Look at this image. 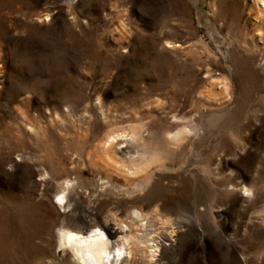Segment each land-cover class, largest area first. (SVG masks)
<instances>
[{
    "label": "rangeland",
    "instance_id": "374dc122",
    "mask_svg": "<svg viewBox=\"0 0 264 264\" xmlns=\"http://www.w3.org/2000/svg\"><path fill=\"white\" fill-rule=\"evenodd\" d=\"M119 221L156 264H264L256 0H0V264H77L59 230Z\"/></svg>",
    "mask_w": 264,
    "mask_h": 264
},
{
    "label": "bare ground",
    "instance_id": "6f19581e",
    "mask_svg": "<svg viewBox=\"0 0 264 264\" xmlns=\"http://www.w3.org/2000/svg\"><path fill=\"white\" fill-rule=\"evenodd\" d=\"M256 2L260 10H264V0H256ZM222 84L219 79H214L210 85L217 87ZM222 86L225 87L224 84ZM224 90H227L226 87ZM215 95L217 94L214 92V88L206 91V97L213 98ZM135 134L137 136L139 132H135ZM120 137L122 136L117 134L110 135L108 142L98 146L101 149L99 161L110 162L114 156L116 157V146L120 145ZM136 159H132V161L135 162ZM136 165L133 167L137 168ZM65 191L66 189H63L56 193V197L61 198L59 201L57 200L56 205L64 209L66 213L70 206V200ZM72 199V206H79L80 202L74 194H72ZM89 213L93 214L91 211ZM134 215L136 219L141 218L143 221L148 219V214L143 213V210L135 212ZM66 216L68 215L66 214ZM78 217L80 218V216ZM139 222L126 225V222L119 221L117 222L118 227L108 223H101V226L94 223V225H85L81 230H72L63 226L64 228L59 230V244L65 248L66 256H71L77 264H156L161 260L158 258L161 252V244L155 235H150L152 225H149V221L142 224L146 229H150L144 234L140 233L141 230L138 228L139 226L137 227ZM167 224H169L167 220L162 223L164 226ZM62 233L64 235H61ZM172 233L170 234L171 238H173ZM67 234L73 237L71 242L68 240ZM148 234L150 235L149 238Z\"/></svg>",
    "mask_w": 264,
    "mask_h": 264
},
{
    "label": "snow or ice",
    "instance_id": "6c2138e0",
    "mask_svg": "<svg viewBox=\"0 0 264 264\" xmlns=\"http://www.w3.org/2000/svg\"><path fill=\"white\" fill-rule=\"evenodd\" d=\"M57 199H58V201H59L61 198H60V197H58ZM62 235H64V233H62ZM67 238H68V239H71V238H72V236H71L70 234H67Z\"/></svg>",
    "mask_w": 264,
    "mask_h": 264
},
{
    "label": "clouds",
    "instance_id": "9594fccd",
    "mask_svg": "<svg viewBox=\"0 0 264 264\" xmlns=\"http://www.w3.org/2000/svg\"><path fill=\"white\" fill-rule=\"evenodd\" d=\"M62 235V234H61ZM70 242L73 240V237L71 239H68Z\"/></svg>",
    "mask_w": 264,
    "mask_h": 264
}]
</instances>
